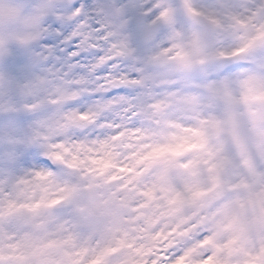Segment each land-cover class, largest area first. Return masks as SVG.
<instances>
[{
	"label": "clouds",
	"instance_id": "clouds-1",
	"mask_svg": "<svg viewBox=\"0 0 264 264\" xmlns=\"http://www.w3.org/2000/svg\"><path fill=\"white\" fill-rule=\"evenodd\" d=\"M0 264H264V0H0Z\"/></svg>",
	"mask_w": 264,
	"mask_h": 264
}]
</instances>
